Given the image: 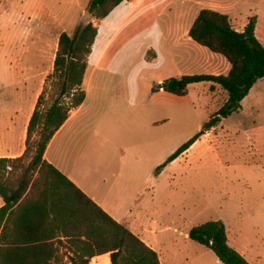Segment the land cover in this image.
<instances>
[{
    "label": "rangeland",
    "instance_id": "374dc122",
    "mask_svg": "<svg viewBox=\"0 0 264 264\" xmlns=\"http://www.w3.org/2000/svg\"><path fill=\"white\" fill-rule=\"evenodd\" d=\"M90 1H6L8 21L0 16L5 108L33 98L39 86L34 76L49 65L61 34L73 35L84 25ZM203 9L227 14L239 32L255 18V34L264 45V0H132L107 19L92 20L99 36L88 79L93 68L95 75L83 86L85 105L71 124V155L78 164L71 170L89 183L105 171L103 198L120 203L121 215L131 222L155 231L151 236L162 249L163 264H220L212 250L185 237L210 221L225 224L231 247L250 264H264V79L239 112L209 132L204 125L228 99L221 87L193 84L183 97L159 89L160 80L229 73L223 56L185 34L187 21ZM49 40L46 60L39 49ZM58 93L50 82L49 105ZM113 174L117 181H110Z\"/></svg>",
    "mask_w": 264,
    "mask_h": 264
},
{
    "label": "trees",
    "instance_id": "16d2710c",
    "mask_svg": "<svg viewBox=\"0 0 264 264\" xmlns=\"http://www.w3.org/2000/svg\"><path fill=\"white\" fill-rule=\"evenodd\" d=\"M131 1L91 0L88 13L102 21ZM255 31V18L239 32L227 14L201 10L189 37L223 56L231 66L229 73L183 76L162 83V90L179 97L200 83H212V90L217 85L228 94L225 104L204 125V132L239 112L257 82L264 79V45ZM98 35L92 22L80 25L73 35L61 34L54 71L46 80L28 126L26 151L19 158L0 159V197L4 201L0 208V264H90L107 254L110 264H161L156 251L44 159L51 140L71 112L86 100L84 80ZM50 82L59 93L49 105L46 96ZM197 140L185 144L168 162L175 161ZM189 238L212 250L222 264H250L229 245L221 221L194 227Z\"/></svg>",
    "mask_w": 264,
    "mask_h": 264
},
{
    "label": "crops",
    "instance_id": "0c3cea01",
    "mask_svg": "<svg viewBox=\"0 0 264 264\" xmlns=\"http://www.w3.org/2000/svg\"><path fill=\"white\" fill-rule=\"evenodd\" d=\"M7 0H2L0 3V16L3 15V18L8 21V15L5 16L4 14V5ZM2 9V10H1ZM213 10V9H212ZM217 11V10H216ZM198 16L194 15L187 21L186 24V33H189L193 23L195 22ZM182 18V17H180ZM185 21L184 19H180L178 22L182 23ZM99 36V35H98ZM98 38V37H97ZM192 40V39H191ZM49 40L47 44H45V48L41 47L39 49L40 53L48 59L49 53ZM1 45V43H0ZM59 47V39L58 43L55 47V52L50 54L52 60L49 57V65L39 74V76H34V78L39 80L38 89L35 91L33 98L30 101H17L13 105L11 104V109L5 108L3 104L0 103V159L1 158H9L15 159L22 157L26 151V140H27V132L30 120L33 116L35 111L38 99L43 92L45 87L46 80L49 75H51L54 71V62L56 59V54ZM0 49L1 46H0ZM93 55V52H92ZM91 55V56H92ZM53 56V57H52ZM90 56V57H91ZM229 64V63H228ZM96 66V65H95ZM94 66V67H95ZM229 68H231L229 64ZM89 70L87 69V73L84 80V86L90 83L92 77H94V68L90 74V79H88ZM183 77V76H182ZM181 78V77H180ZM170 79V78H169ZM167 80V79H166ZM164 82V80H160V85ZM217 86V85H216ZM215 86V87H216ZM219 87V86H218ZM159 89L163 91L160 87ZM85 90V89H84ZM165 92V91H164ZM169 94V93H168ZM172 95V94H171ZM87 97V94H86ZM85 103V102H84ZM83 104L79 109L74 110L71 112V115L65 125L57 132L54 138L51 140L46 152L44 159L53 165L57 170L63 173L67 178H69L75 185H77L86 195H88L95 203H97L105 212H107L114 220L118 223L124 225L128 228L133 234H135L138 238H140L147 246L151 249L156 251L159 255V259L162 263V249L158 248V244L155 243L153 235L155 231H149L145 224H139L138 220L135 222H131V219L128 218L127 215H121L122 207L118 206L119 204L111 203L106 198H103L100 189H105L108 187V175L103 173V175L95 178L93 183H89V181H85L82 177H80L77 171L71 170L73 164V158L71 155V147L74 145V136H73V129L71 124L73 123V119L76 114L84 107ZM9 111V112H8ZM4 113V115L2 114ZM8 115H5L7 114ZM72 165V166H71ZM77 159H75V166H77ZM74 171V172H73ZM110 181L114 180L117 181L118 177L116 174L110 177ZM4 205L3 199L0 197V208ZM123 210V209H122ZM190 231L185 232L186 239L189 238ZM152 237V239H151ZM191 240V239H190ZM230 245V243H229ZM231 246V245H230ZM233 248V247H232ZM235 249V248H234ZM236 250V249H235ZM237 251V250H236ZM238 252V251H237ZM242 256L244 253L241 254ZM246 258V256H243ZM260 259V257H259ZM93 261H98L101 264H110V255H104L100 257H96ZM217 263L222 264L219 259Z\"/></svg>",
    "mask_w": 264,
    "mask_h": 264
},
{
    "label": "water",
    "instance_id": "95a60500",
    "mask_svg": "<svg viewBox=\"0 0 264 264\" xmlns=\"http://www.w3.org/2000/svg\"><path fill=\"white\" fill-rule=\"evenodd\" d=\"M92 20H93V17H92L89 13H87V14L85 15L84 19H83V24H84V25H87V24L91 23ZM159 87L162 88V84L159 85Z\"/></svg>",
    "mask_w": 264,
    "mask_h": 264
}]
</instances>
